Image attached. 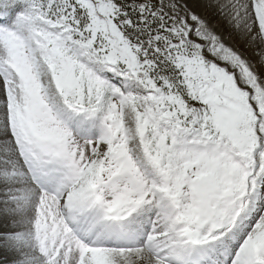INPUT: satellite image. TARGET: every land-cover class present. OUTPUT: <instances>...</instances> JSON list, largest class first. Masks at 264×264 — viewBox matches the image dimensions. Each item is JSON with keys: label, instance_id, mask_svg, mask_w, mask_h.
<instances>
[{"label": "snow or ice", "instance_id": "snow-or-ice-1", "mask_svg": "<svg viewBox=\"0 0 264 264\" xmlns=\"http://www.w3.org/2000/svg\"><path fill=\"white\" fill-rule=\"evenodd\" d=\"M198 2L258 59L188 0H0V264H264V0Z\"/></svg>", "mask_w": 264, "mask_h": 264}, {"label": "rangeland", "instance_id": "rangeland-1", "mask_svg": "<svg viewBox=\"0 0 264 264\" xmlns=\"http://www.w3.org/2000/svg\"><path fill=\"white\" fill-rule=\"evenodd\" d=\"M188 2H189L190 10H192V12H195L196 14L201 16V18L206 20L210 24V26L214 27L215 30L219 34H221L223 37H225L226 43H229L231 46L234 47L235 50L241 52L245 57L253 59V60L258 59L256 56L250 57L251 52H252L251 48L256 49L255 48L256 45L253 44L251 46L248 41L243 40L241 37L239 38L235 34L233 28L230 25V19H229L230 14L227 13V11L225 12V15H219L216 19H210L206 15H204V12L202 11V4H200V3L196 4L198 2V0H188ZM220 22H222V25H219ZM223 27H225L226 30H223L222 29ZM229 36H231V39H227Z\"/></svg>", "mask_w": 264, "mask_h": 264}, {"label": "bare ground", "instance_id": "bare-ground-1", "mask_svg": "<svg viewBox=\"0 0 264 264\" xmlns=\"http://www.w3.org/2000/svg\"><path fill=\"white\" fill-rule=\"evenodd\" d=\"M221 4H225L227 3V0H220ZM200 2H197L196 4H198ZM202 4V11L204 12V15H206L208 18L210 19H216L219 15H225V12L226 10L223 8V7H220V8H215V7H206L203 3H200ZM196 9V8H195ZM198 9V8H197ZM192 11V10H191ZM227 13H229L227 11ZM221 19V18H220ZM222 21V20H221ZM219 25H222V22L219 23ZM223 30H226L225 27L222 28ZM233 31V30H232ZM233 33V32H232ZM239 38L240 36L235 33ZM234 34V35H235ZM252 46V45H251ZM239 47V46H238ZM256 49L254 48H251L252 52H251V55L250 57H255L254 55V52L255 51H259V48L256 46L255 47Z\"/></svg>", "mask_w": 264, "mask_h": 264}]
</instances>
